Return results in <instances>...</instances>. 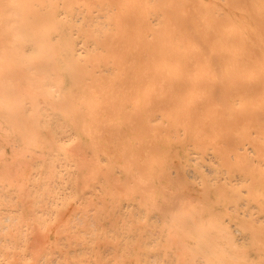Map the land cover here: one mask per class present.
I'll return each instance as SVG.
<instances>
[{
  "label": "bare ground",
  "instance_id": "6f19581e",
  "mask_svg": "<svg viewBox=\"0 0 264 264\" xmlns=\"http://www.w3.org/2000/svg\"><path fill=\"white\" fill-rule=\"evenodd\" d=\"M170 147L228 264H264V0H0V264H77L75 235L127 264Z\"/></svg>",
  "mask_w": 264,
  "mask_h": 264
},
{
  "label": "rangeland",
  "instance_id": "374dc122",
  "mask_svg": "<svg viewBox=\"0 0 264 264\" xmlns=\"http://www.w3.org/2000/svg\"><path fill=\"white\" fill-rule=\"evenodd\" d=\"M173 150V147L167 150L171 153L162 164L155 156L150 163L155 167L148 180L159 187V205L119 216L124 226L119 253H124L127 264H146L152 256L159 259L157 264H181L184 259H191L190 264H228L232 254L226 239L227 222L217 220V212L210 207L189 208L188 203H193L199 193L186 177L187 170ZM234 152L231 149L228 153L231 159L235 157ZM154 170L159 173L156 175ZM200 193L207 196L203 191ZM162 200L169 206L163 207ZM176 203L181 206H174ZM84 230L93 231L91 227ZM72 248L77 264H100V252L107 257L112 254V246L105 247L100 237L92 235L79 238L75 235Z\"/></svg>",
  "mask_w": 264,
  "mask_h": 264
}]
</instances>
